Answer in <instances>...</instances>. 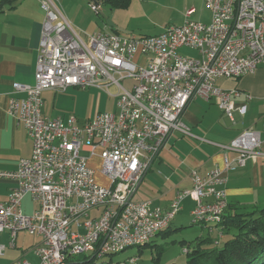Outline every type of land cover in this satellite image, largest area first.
<instances>
[{
  "label": "built area",
  "instance_id": "built-area-1",
  "mask_svg": "<svg viewBox=\"0 0 264 264\" xmlns=\"http://www.w3.org/2000/svg\"><path fill=\"white\" fill-rule=\"evenodd\" d=\"M38 2L44 19L34 83L12 84L6 105L7 115L24 128L32 145L29 158L14 171L0 170V180L13 183L0 203V235L7 236L0 257L16 248L18 233L26 232L40 240L25 253H32L36 264H72L78 256L95 264L149 244L169 228L188 197L194 202L192 224L207 226L209 234L215 231L213 245L218 246L227 175L256 162L259 132L244 130L219 145L223 168L191 171V188L177 192L167 208L134 196L168 137L175 131L190 136L181 115L191 101L214 102L233 125L236 115L247 113L251 97L244 95L245 103L236 106L240 92L223 90L216 82L264 70V0H203L208 24L190 20V9L184 23L155 36L99 32L86 40L58 10L57 0ZM89 8L98 14L97 4ZM181 49L196 51L198 57L181 55ZM70 88L106 92L116 100L115 112L83 123L71 116L45 117L43 93ZM110 88L116 95L109 94ZM84 151L100 159L99 174L107 186L95 181ZM25 197L36 206L30 215L22 211ZM12 264L33 263L20 257Z\"/></svg>",
  "mask_w": 264,
  "mask_h": 264
},
{
  "label": "rangeland",
  "instance_id": "rangeland-1",
  "mask_svg": "<svg viewBox=\"0 0 264 264\" xmlns=\"http://www.w3.org/2000/svg\"><path fill=\"white\" fill-rule=\"evenodd\" d=\"M36 1L38 2V0ZM18 2L20 0H16L11 5H6L5 8H13ZM56 6L65 18L75 14L77 23L70 24L75 32L85 40L86 35L100 31H109L110 26L114 25L115 22H120L122 28L119 29H124L129 23V19L125 18V15H117L121 14L120 10H111L103 4L98 5V14L89 8V4L85 0H57ZM193 8L196 9L197 14L192 17V21H200L205 24L210 22V12L205 7L203 0H200L199 3L198 0H168L163 7L149 6L146 17L145 15L140 19L133 17L132 22H130V29H134V27H141L146 30L153 28L156 31L146 32V34L142 35L155 36L162 33L166 27L178 26L184 23L186 11ZM119 33L123 36L134 34V36L139 37L141 35L137 32L123 34L122 30ZM179 53L192 58L198 57L196 51L189 49H181ZM225 81L221 79L216 83L225 84ZM233 82L236 83L237 80ZM122 85L126 86L128 82L124 81ZM116 93V88L109 89L110 95L114 96ZM42 98L44 99V115L49 118H60L63 120L71 116L79 123L92 120L100 113H110L116 110V100L106 92L94 88L89 90L68 89L57 93L49 91L43 93ZM217 108L214 102L208 103L200 100L194 102L189 111L197 117V120H201L202 124L192 129L190 123H186L189 128L188 130H191L190 136L198 135L202 137L203 130L210 127L212 123L218 124L219 129L221 128L225 131L242 129L243 123L248 126L249 123L237 115L235 116V124H231ZM196 128L198 129L195 130ZM190 136L182 135L176 131L171 134L152 166L146 172L141 185H139L136 191L137 193H135L134 200L149 199L153 200V206H161L163 199H155L160 193H164L170 189H173V192H182L191 188V182H189L190 176L188 174L191 173L190 164H192L191 161L194 157L190 153L198 145L202 146V144L199 141L191 139ZM81 155L87 157V168L95 172V181L99 185L107 186V181L99 174L101 168L100 159L97 157L91 158L89 155L83 153ZM187 175L188 178H186ZM180 204L181 208L171 221L166 234L156 235L151 239L149 246L132 247L123 253L103 258V260L101 259L95 264H129L128 260L132 258H137L135 264H186L184 250L193 248L195 242H198L199 239L205 240L207 237L216 238V232L214 231L209 234L207 226L192 224L190 212L194 208V202L192 203L191 197L186 198ZM31 209L32 206L27 201L22 203L24 215L32 214L33 210ZM251 211L250 208L236 209L231 214L226 213V215L232 217L234 214H247ZM226 239L227 237L222 238V240L220 239L219 245L216 247L220 248ZM39 241V238L30 236L26 232L18 233L15 243L16 248L6 249L3 256L0 257V264H12L20 257L36 264V259L32 253L26 255L25 253ZM0 244H6V235L0 236ZM206 247L212 248L213 245L208 244L203 248ZM82 258V256L73 258L72 264H82Z\"/></svg>",
  "mask_w": 264,
  "mask_h": 264
},
{
  "label": "crops",
  "instance_id": "crops-1",
  "mask_svg": "<svg viewBox=\"0 0 264 264\" xmlns=\"http://www.w3.org/2000/svg\"><path fill=\"white\" fill-rule=\"evenodd\" d=\"M165 2H168V0H131L128 8L120 10L121 14H117L125 15V18L129 19L127 26L124 27V29H119L122 28L120 22H115L114 25L112 24V26H110L109 31L100 32H105L106 34L111 32L122 35L120 34L121 32L119 33V31L122 30L124 32L123 34H133L137 32L141 34L139 36H146L142 34L156 31V29L150 28L146 30L141 27L130 29V22H132L133 17L135 19H140L144 15L146 17L149 6L155 5L163 7ZM199 2L200 0H198V3ZM41 10L40 4L36 0H20L13 8H5L4 6L0 11V170L2 171H14L18 162L22 159L29 158L31 154L32 144L30 138L27 136L24 128L7 115L6 105L8 96L12 92V84L33 85L34 83L33 75L38 54L41 23L44 19V13ZM192 10V14L188 17L190 20L197 14L195 8ZM76 18L75 14L69 15L68 18L66 17L68 23L71 24L77 23ZM232 82L231 80H226L225 84L216 85L228 92L231 90H238L240 92V97L234 99L236 106L245 103L244 95L247 94L251 97V100L245 103L247 105V113L244 117H241L249 123L248 126L243 123L242 125L244 126L242 129L225 131L221 128L219 129L218 124L212 123L210 127L203 130L202 137L198 135L190 136L191 139L199 141V143L202 144V146L198 145L190 153L192 157H194L191 161L192 164H190V170L197 171L199 174H204L214 167L223 168V156L218 148L219 145L228 144L244 130H253L260 134L261 155L257 158L256 162H248L245 168L238 169L227 175L225 189L226 201L228 204L226 211L228 214H231V212H234L236 209L250 208L252 211H255L264 208V70L258 68L254 74L239 78L236 83L233 82L234 84ZM197 100L200 99L191 101L181 115V122L185 124L186 127V123H190L192 129L202 124L201 120H197V117L189 111ZM45 117L47 116L45 115ZM197 129L198 128L195 130ZM82 153L87 154L85 151ZM157 156L153 158L151 165ZM188 175L186 178H188ZM141 179L139 185H141L144 177ZM12 186V182L0 180V203L7 199ZM170 190L160 193L158 197L155 198L156 200L163 199V204L161 206L155 205L154 207H168L177 193V191L173 192V189ZM144 200L151 201L152 205L154 203L153 200L149 199L135 201ZM24 201H27V203L32 206L31 210L34 211V209H36L35 204L32 203L28 197H25L22 203H24ZM260 205L261 207H259ZM94 214L96 213L92 212L91 215L94 216Z\"/></svg>",
  "mask_w": 264,
  "mask_h": 264
},
{
  "label": "trees",
  "instance_id": "trees-1",
  "mask_svg": "<svg viewBox=\"0 0 264 264\" xmlns=\"http://www.w3.org/2000/svg\"><path fill=\"white\" fill-rule=\"evenodd\" d=\"M16 0H0V11ZM86 3L103 4L111 10L127 9L131 0H85ZM225 212L221 229L222 246L213 245V239H199L191 249L185 252L186 264H264V208L247 214H234L232 217ZM161 234H166V231ZM212 248H203L207 245ZM149 246V244L144 247ZM140 248V247H139ZM82 264H93L83 261Z\"/></svg>",
  "mask_w": 264,
  "mask_h": 264
},
{
  "label": "water",
  "instance_id": "water-1",
  "mask_svg": "<svg viewBox=\"0 0 264 264\" xmlns=\"http://www.w3.org/2000/svg\"><path fill=\"white\" fill-rule=\"evenodd\" d=\"M138 187H139V185H138ZM227 207H228V204H227ZM226 210H227V208H226ZM226 210H225V212H226ZM224 238V237H223ZM213 239V241H214V238H212Z\"/></svg>",
  "mask_w": 264,
  "mask_h": 264
}]
</instances>
